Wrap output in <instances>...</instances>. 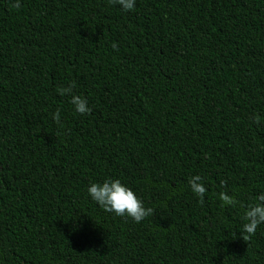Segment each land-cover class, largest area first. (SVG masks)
<instances>
[{
	"label": "trees",
	"instance_id": "1",
	"mask_svg": "<svg viewBox=\"0 0 264 264\" xmlns=\"http://www.w3.org/2000/svg\"><path fill=\"white\" fill-rule=\"evenodd\" d=\"M105 179L152 212H106ZM260 193L264 0H0V264H264Z\"/></svg>",
	"mask_w": 264,
	"mask_h": 264
},
{
	"label": "clouds",
	"instance_id": "2",
	"mask_svg": "<svg viewBox=\"0 0 264 264\" xmlns=\"http://www.w3.org/2000/svg\"><path fill=\"white\" fill-rule=\"evenodd\" d=\"M10 3L13 8H19L21 0H10ZM115 3L122 11L128 12L134 9L136 0H115ZM60 94L70 97L69 102L76 113L85 115L90 112L87 100L73 94L71 86L62 88ZM53 119H59L58 112L53 114ZM188 186L197 197L202 198L206 191L200 175L191 176L188 179ZM87 195L106 212L116 216H126L136 223L141 222L152 212L151 208H145L136 194L118 179H105L102 183H90L87 187ZM219 199L222 206H233L236 203L233 197L224 192L219 194ZM243 218L245 222L240 228L242 236L253 234L258 225L264 224V193L258 194L255 197V203L247 206Z\"/></svg>",
	"mask_w": 264,
	"mask_h": 264
}]
</instances>
